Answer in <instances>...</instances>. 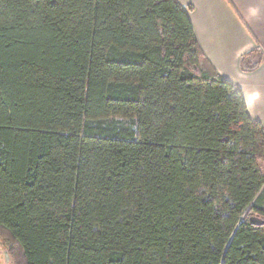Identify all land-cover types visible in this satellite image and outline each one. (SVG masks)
Here are the masks:
<instances>
[{
    "label": "trees",
    "instance_id": "16d2710c",
    "mask_svg": "<svg viewBox=\"0 0 264 264\" xmlns=\"http://www.w3.org/2000/svg\"><path fill=\"white\" fill-rule=\"evenodd\" d=\"M0 240L14 264H264V128L179 0H0Z\"/></svg>",
    "mask_w": 264,
    "mask_h": 264
},
{
    "label": "crops",
    "instance_id": "0c3cea01",
    "mask_svg": "<svg viewBox=\"0 0 264 264\" xmlns=\"http://www.w3.org/2000/svg\"><path fill=\"white\" fill-rule=\"evenodd\" d=\"M204 54L241 87L252 119L264 128V0H179ZM253 67L243 69V60Z\"/></svg>",
    "mask_w": 264,
    "mask_h": 264
},
{
    "label": "rangeland",
    "instance_id": "374dc122",
    "mask_svg": "<svg viewBox=\"0 0 264 264\" xmlns=\"http://www.w3.org/2000/svg\"><path fill=\"white\" fill-rule=\"evenodd\" d=\"M0 264H14L10 258L7 249L3 246L0 240Z\"/></svg>",
    "mask_w": 264,
    "mask_h": 264
}]
</instances>
